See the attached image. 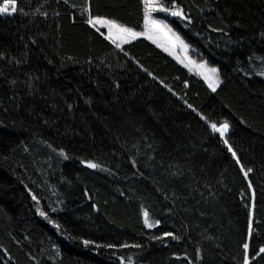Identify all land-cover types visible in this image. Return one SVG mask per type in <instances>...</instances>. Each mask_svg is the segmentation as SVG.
Returning <instances> with one entry per match:
<instances>
[{
  "label": "trees",
  "instance_id": "16d2710c",
  "mask_svg": "<svg viewBox=\"0 0 264 264\" xmlns=\"http://www.w3.org/2000/svg\"><path fill=\"white\" fill-rule=\"evenodd\" d=\"M159 1L215 90L87 22L145 0L0 14V264H264V0Z\"/></svg>",
  "mask_w": 264,
  "mask_h": 264
},
{
  "label": "rangeland",
  "instance_id": "374dc122",
  "mask_svg": "<svg viewBox=\"0 0 264 264\" xmlns=\"http://www.w3.org/2000/svg\"><path fill=\"white\" fill-rule=\"evenodd\" d=\"M163 7L164 6L160 3L159 0H152L151 7H149V5L145 3V15L142 26L139 29L130 27L107 16L94 15L90 18L100 17L104 20L115 21L117 24L130 28L137 33H144L143 35L139 36H144L147 38L151 37L149 38L151 41H153L157 46L166 51L169 55H171L178 63L204 78L207 85L211 89H213V87L216 88L220 82V77L216 66L207 63L205 60L195 59L190 55L189 44L183 40L180 34L169 24V22L166 21V19L162 15V13H172L173 11L177 10V8H168V11L165 12L161 10ZM9 8H11L10 5ZM152 21H155L156 24H153ZM157 24L159 25V27L156 26ZM95 26L102 28L105 32V35L109 37V31L106 25L95 24ZM112 36L113 39H115L116 44H121L124 42V39H121L120 35L116 33L115 30H113ZM177 37L179 39H177ZM113 39L110 40L113 41ZM126 39L129 40L132 38L128 37ZM211 69H216V72L213 73Z\"/></svg>",
  "mask_w": 264,
  "mask_h": 264
},
{
  "label": "snow or ice",
  "instance_id": "6c2138e0",
  "mask_svg": "<svg viewBox=\"0 0 264 264\" xmlns=\"http://www.w3.org/2000/svg\"><path fill=\"white\" fill-rule=\"evenodd\" d=\"M145 3L147 5H149V7H151L152 0H145ZM9 5L11 6V8H9ZM161 10L167 12L168 8L163 7ZM10 11H11V13H15L17 11V0H3V5L0 6V14H7ZM171 14L174 16H183L184 15L183 12L178 8H177V10L173 11ZM87 22L89 24H92L93 26H95V24L106 25L108 28V31H109V37H108L109 39H113V36H112L113 30H115V32L120 35L121 39H124V42H128L126 39L128 37L135 39L137 36L144 34V33H137L130 28L119 25L115 21L104 20L100 17L90 18ZM152 23L156 24L155 21H152ZM156 26L159 27L158 24ZM149 38H151V37H149ZM177 39H179V38L177 37ZM113 43H115V39H113ZM116 46L120 47L119 44H117ZM211 71L213 73H215L216 69H211ZM213 90H215V87H213ZM210 126L213 130L219 132L221 134V136H223L229 128V125L226 122L224 124H222L220 127H217V125L215 123L211 124ZM225 143H227V141H225ZM229 150L231 151V146H229ZM233 155H235L234 152H233ZM89 166L93 167V168L98 167V165L92 164V163H89ZM250 171H251V169H248V172H250ZM244 174H245V176H247V172H245ZM41 215H43V213H41ZM144 222L148 227L153 226V224L149 222V213L147 211L144 212ZM156 223H159V222L157 221ZM249 228H250V234H251V224L249 225ZM166 235H170V234L166 233ZM85 243H88V242L85 241ZM248 247H249L248 244L244 245L245 250H247ZM259 251L261 253H264V248H261ZM246 264H247V262H246Z\"/></svg>",
  "mask_w": 264,
  "mask_h": 264
}]
</instances>
